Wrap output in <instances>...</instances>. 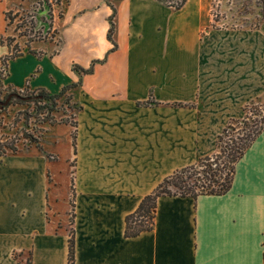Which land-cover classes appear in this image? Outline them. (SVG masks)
<instances>
[{
	"label": "crops",
	"instance_id": "obj_1",
	"mask_svg": "<svg viewBox=\"0 0 264 264\" xmlns=\"http://www.w3.org/2000/svg\"><path fill=\"white\" fill-rule=\"evenodd\" d=\"M30 4L0 0V72L7 16ZM214 4L52 6L50 37L8 62L3 86L56 95L81 82L68 92L81 108L76 140L71 124L44 125L42 150L0 157V264H68L70 232L74 264H264V130L227 194L160 197L152 231L125 236L146 196L214 155L228 123L264 98V19L256 29L214 27Z\"/></svg>",
	"mask_w": 264,
	"mask_h": 264
},
{
	"label": "trees",
	"instance_id": "obj_2",
	"mask_svg": "<svg viewBox=\"0 0 264 264\" xmlns=\"http://www.w3.org/2000/svg\"><path fill=\"white\" fill-rule=\"evenodd\" d=\"M158 1L173 10H180L186 4L187 0ZM217 2L218 0H215L214 8ZM115 16L116 11L113 10L108 33V38L111 42H113L116 28L114 22ZM7 17L10 19V15ZM263 19L264 13L262 15ZM216 24L214 20V27H216ZM20 55H7L2 59L0 90H6L7 94L4 100L0 102V110H5L13 104L35 103V105H39L40 107L38 114L46 115L45 118L41 119V125L47 124L54 126L62 123L71 124L75 129L72 135L75 142L76 123L68 122L67 120L58 122L53 114L59 111V100L66 98L68 102L72 101V96L68 95V92L73 88L81 86V82L77 85L65 87L56 95H51L44 90L30 92L27 89L24 91H17L12 88L4 89L3 80L7 75L8 62ZM74 71L87 75L93 72V67L89 70L74 67ZM73 106L75 111L81 109L76 104ZM258 113L254 115L257 116ZM250 121L251 118L248 116V108L245 107L244 116L239 120H231L218 136L217 152L214 155L202 158L196 164L177 170L171 176L164 179L152 194L142 200L137 211L126 218L125 236L131 238L152 231L154 226V210L160 197H189L197 200L200 196H222L227 194L233 186L237 164L264 130V117L261 120L254 121L252 125L249 123ZM24 137L31 144H36L42 150L40 137L35 138L33 135L27 133H25ZM19 150V147L14 142L8 143L0 141V157H4L10 153L16 154ZM74 263L75 250L73 232H70L68 264Z\"/></svg>",
	"mask_w": 264,
	"mask_h": 264
},
{
	"label": "rangeland",
	"instance_id": "obj_3",
	"mask_svg": "<svg viewBox=\"0 0 264 264\" xmlns=\"http://www.w3.org/2000/svg\"><path fill=\"white\" fill-rule=\"evenodd\" d=\"M57 2L58 0H31L28 8H21L16 15H10L12 35L4 39L1 37L2 43L10 49L9 56L20 55L27 51L31 42L50 37V15L52 6ZM263 13V0H218L214 8V20L218 28L256 29L262 21ZM6 94V90H0V102ZM58 103L59 111L53 114L54 118L58 122L67 120L73 123L74 103L68 102L66 98H62ZM245 107L248 108L251 125L264 117V98L252 101ZM39 108L35 103H27L13 104L5 110H0V141L14 142L21 149L25 145H31L25 139V133L42 140L45 134L43 126L47 124H40L46 115H39ZM255 113L258 115H254Z\"/></svg>",
	"mask_w": 264,
	"mask_h": 264
}]
</instances>
